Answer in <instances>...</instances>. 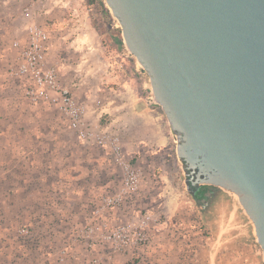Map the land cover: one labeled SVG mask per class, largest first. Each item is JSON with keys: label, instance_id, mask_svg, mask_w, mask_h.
<instances>
[{"label": "rangeland", "instance_id": "1", "mask_svg": "<svg viewBox=\"0 0 264 264\" xmlns=\"http://www.w3.org/2000/svg\"><path fill=\"white\" fill-rule=\"evenodd\" d=\"M100 1L0 0V264H169L171 254L191 256L211 235L223 201L243 212L222 190L207 209L190 195L168 119L149 104V77ZM29 25L49 32L47 60L85 107L92 144L56 108L24 100L9 78L13 43L26 38ZM106 128L120 134L124 161L143 174L136 195L115 209L103 199L122 191L124 172L94 143ZM157 136L162 142L150 140ZM147 215L150 243L139 252L101 242V233L135 227Z\"/></svg>", "mask_w": 264, "mask_h": 264}, {"label": "water", "instance_id": "2", "mask_svg": "<svg viewBox=\"0 0 264 264\" xmlns=\"http://www.w3.org/2000/svg\"><path fill=\"white\" fill-rule=\"evenodd\" d=\"M150 80L188 192L234 196L264 258V0H104Z\"/></svg>", "mask_w": 264, "mask_h": 264}, {"label": "built area", "instance_id": "3", "mask_svg": "<svg viewBox=\"0 0 264 264\" xmlns=\"http://www.w3.org/2000/svg\"><path fill=\"white\" fill-rule=\"evenodd\" d=\"M27 36L13 43L16 56L8 69V76L17 81L23 99L32 105H42L56 108L69 126L78 131L82 142L92 144L91 133L84 128L86 124L85 107L77 103L72 90L63 86L60 70L47 60L50 50L49 32L42 26L29 25L26 28ZM149 99L151 106H158L153 93ZM95 144L107 149L113 156L114 163L124 172L123 189L121 192L103 199L104 207L115 209L123 204L128 197L135 196L142 181V172L139 168L123 159L120 134L103 129L94 141ZM151 216L143 217L138 225H127L111 233H101L102 243L109 245L115 252L123 254L139 252L142 247L149 245L148 222ZM95 229L88 228L87 236L93 235ZM89 247L93 250L97 240L91 238ZM92 264H99L98 259Z\"/></svg>", "mask_w": 264, "mask_h": 264}, {"label": "crops", "instance_id": "4", "mask_svg": "<svg viewBox=\"0 0 264 264\" xmlns=\"http://www.w3.org/2000/svg\"><path fill=\"white\" fill-rule=\"evenodd\" d=\"M132 115L142 117L134 111ZM150 140L158 143L163 139L157 136ZM172 142L169 132V150ZM222 205L213 215L212 237L203 236V244L191 256L178 258L176 253L171 254L169 264H264L251 221L231 200L223 201Z\"/></svg>", "mask_w": 264, "mask_h": 264}, {"label": "flooded vegetation", "instance_id": "5", "mask_svg": "<svg viewBox=\"0 0 264 264\" xmlns=\"http://www.w3.org/2000/svg\"><path fill=\"white\" fill-rule=\"evenodd\" d=\"M219 193L220 191L215 187L207 186L203 188L199 193H197L195 201L197 204L207 209L211 207V203H213L217 199Z\"/></svg>", "mask_w": 264, "mask_h": 264}, {"label": "trees", "instance_id": "6", "mask_svg": "<svg viewBox=\"0 0 264 264\" xmlns=\"http://www.w3.org/2000/svg\"><path fill=\"white\" fill-rule=\"evenodd\" d=\"M104 6H105V2L103 0L100 1ZM109 12V11H108ZM109 15L112 17V15L109 12ZM113 18V17H112ZM121 42V41H120ZM122 43V42H121Z\"/></svg>", "mask_w": 264, "mask_h": 264}]
</instances>
